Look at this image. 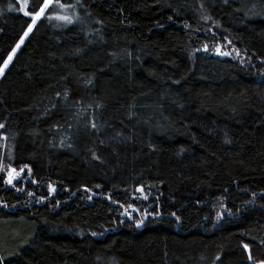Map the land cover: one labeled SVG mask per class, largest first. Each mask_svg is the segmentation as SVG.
Instances as JSON below:
<instances>
[{
    "label": "trees",
    "instance_id": "obj_1",
    "mask_svg": "<svg viewBox=\"0 0 264 264\" xmlns=\"http://www.w3.org/2000/svg\"><path fill=\"white\" fill-rule=\"evenodd\" d=\"M55 1L0 78V264H264V0Z\"/></svg>",
    "mask_w": 264,
    "mask_h": 264
},
{
    "label": "rangeland",
    "instance_id": "obj_2",
    "mask_svg": "<svg viewBox=\"0 0 264 264\" xmlns=\"http://www.w3.org/2000/svg\"><path fill=\"white\" fill-rule=\"evenodd\" d=\"M17 4H18V6H19V12H20V14H22L23 16H25L24 15V12L25 11H28V7H29V1L30 0H14ZM61 3H57L55 0H54V3H53V5H51L48 9H46V11H45V14L40 18V19H42V18H45V17H48V19L49 18H53L54 16L55 17H57V16H61V17H70L71 18V16H70V14H65V12H67V11H70L71 10V7H67V6H65L64 5V7H60L59 5H60ZM49 9H54V10H56V11H58V12H61V13H54V14H47V12H48V10ZM29 12V11H28ZM25 17H27L28 19H30V25H29V27L31 26L32 27V30L34 29V27H35V25H36V23L40 20H37L36 22H35V24L33 25V23H32V17L31 16H25ZM28 27V28H29ZM28 28H27V30L25 31V32H28ZM32 32V31H31ZM31 32H28V35L27 36H25V35H23L22 36V38H21V40L23 39V43L21 44V40L19 41V43L18 44H20V47L19 48H17V47H15L14 48V50L11 52V54L9 55V56H12V59H11V61H8V58L6 59V61L8 62V66H7V68L10 66V64H11V62L13 61V59H14V57L16 56V54L18 53V51L20 50V48L22 47V45L24 44V42L26 41V39L28 38V36L31 34ZM25 34V33H24ZM17 44V45H18ZM221 55H224L223 53L224 52H222V49H218L217 50ZM14 53V54H13ZM237 57H239V55L237 56ZM5 61V62H6ZM5 62H4V64H5ZM4 64L2 65V67L1 68H3V66H4ZM7 68H4V72L7 70ZM4 72H3V74H4ZM3 74L2 75H0V78L3 76ZM9 154V152H8V148H7V144H6V139L3 137V136H1L0 135V177H4V180H5V184L8 186V187H12V186H14L15 185V183L16 182H18V180L21 178V176H22V172L21 171H17V170H15V172L14 173H12V175H13V180H12V182L11 183H9L8 182V180H9V173L11 172V170H12V168H10L7 164H6V162H5V154Z\"/></svg>",
    "mask_w": 264,
    "mask_h": 264
},
{
    "label": "snow or ice",
    "instance_id": "obj_3",
    "mask_svg": "<svg viewBox=\"0 0 264 264\" xmlns=\"http://www.w3.org/2000/svg\"><path fill=\"white\" fill-rule=\"evenodd\" d=\"M53 3H54V0H43V3L42 4H39V5H35L34 6V9H33L32 12L25 11L24 12V15L25 16H31L32 17V23L34 25L35 22L37 20H39L45 14L46 9H48L51 5H53ZM59 6L60 7H64L63 4H60ZM63 19L67 20L68 17L65 16V17H63ZM31 31H32V27L30 26L28 28V32H31ZM28 32H25L24 35L27 36L28 35ZM22 43H23V39L21 40V44ZM16 47L19 48L20 47V44H18ZM11 59H12V56H9L8 57V61H11ZM7 66H8V62L6 61L5 64H4V66H3V68H0V75L3 74L4 68H7ZM2 127H4V126L3 125H0V128H2ZM14 172H15V169H12L11 172L9 173V180H8L9 183H11L12 180H13V178H14L13 175H12V173H14ZM141 191H142V189H141ZM247 247L248 246L245 245V248L246 249H247ZM218 259H219V257H218ZM249 259L250 260L252 259L251 255H249Z\"/></svg>",
    "mask_w": 264,
    "mask_h": 264
}]
</instances>
